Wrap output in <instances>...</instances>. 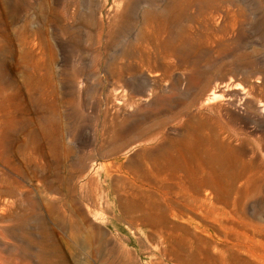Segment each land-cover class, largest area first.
Wrapping results in <instances>:
<instances>
[{"label": "rangeland", "instance_id": "374dc122", "mask_svg": "<svg viewBox=\"0 0 264 264\" xmlns=\"http://www.w3.org/2000/svg\"><path fill=\"white\" fill-rule=\"evenodd\" d=\"M0 62V264H264V0H0Z\"/></svg>", "mask_w": 264, "mask_h": 264}, {"label": "bare ground", "instance_id": "6f19581e", "mask_svg": "<svg viewBox=\"0 0 264 264\" xmlns=\"http://www.w3.org/2000/svg\"><path fill=\"white\" fill-rule=\"evenodd\" d=\"M7 57H8V55L4 56V58H7ZM11 60H12V58H11ZM3 63L0 62L1 69L3 68ZM1 69H0V71H1ZM5 72L8 74V79L12 80V78H11V77H13L12 74H10L8 72V70H6ZM5 77H7V76H5ZM8 79L4 81L0 77V112L3 111L7 115L8 114L11 115L12 112H13V107L15 106V104H14L15 103L14 102V94H13V92H11L12 91V87H14V85ZM32 80L33 79H31L29 75L27 77H25V79H24L25 83L28 86V89L31 86L30 84H32V82H33ZM208 97L215 98L216 97V90H213L208 95Z\"/></svg>", "mask_w": 264, "mask_h": 264}]
</instances>
